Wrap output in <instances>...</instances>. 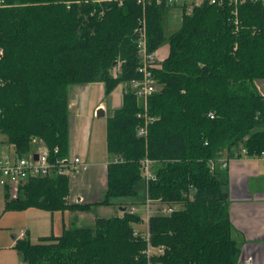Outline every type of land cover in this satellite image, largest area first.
Returning a JSON list of instances; mask_svg holds the SVG:
<instances>
[{
    "label": "trees",
    "instance_id": "1",
    "mask_svg": "<svg viewBox=\"0 0 264 264\" xmlns=\"http://www.w3.org/2000/svg\"><path fill=\"white\" fill-rule=\"evenodd\" d=\"M0 7V138L22 157L38 138L66 158L69 90L101 83L108 98L139 75L136 30L146 47L167 54L158 60V91L148 102L153 122L144 138L138 104L130 92L106 119L105 191L93 204L66 203L68 177L28 180L5 211L87 212L133 199L143 192L152 204L172 208L152 215L145 232L163 254L149 259L146 241L134 234L139 214H95L91 226H63L60 235H25L13 249L26 264H237L232 238L226 168L217 161L264 151V3L236 7L204 2L190 14L181 5V26L168 38L163 18L168 0H3ZM119 64V73L112 70ZM151 162L144 187L141 162ZM210 162L215 163L213 170ZM130 208V207H129Z\"/></svg>",
    "mask_w": 264,
    "mask_h": 264
},
{
    "label": "crops",
    "instance_id": "2",
    "mask_svg": "<svg viewBox=\"0 0 264 264\" xmlns=\"http://www.w3.org/2000/svg\"><path fill=\"white\" fill-rule=\"evenodd\" d=\"M166 54L167 52L161 55L158 50L155 52L157 60L164 59ZM94 87H97V97L95 100L92 98L91 93ZM258 91L264 96V82L258 86ZM121 101V94L117 93V91L112 92L105 99L103 97L101 83L72 86L70 88L69 147L67 157H78L81 160V165L77 174L68 177L69 192L66 197L67 204H93L101 200L105 191L106 168L109 159H94L95 161L92 164H88L86 160L88 157H91L89 155V149H84V151L83 148L85 144L89 147L92 143L94 122L98 121L96 119L106 118L108 114L109 116L112 115L113 111L121 106ZM99 108L104 110L103 117L96 116ZM1 148L12 153L10 146L0 144V150ZM226 172L228 175L227 206L232 226V238L239 247L237 264H264V160L230 159L227 162ZM0 191L4 195V191L2 189ZM143 201L144 195L141 192L136 198L114 201L108 206H96L87 212L64 211L61 213L62 225L66 226L64 223V213H68L69 225H73L79 221H85L89 224L88 226L93 225L95 214L98 217L104 218L120 216L131 206H134L138 214L141 215L143 214ZM42 212L45 214L32 212L28 215L38 216L44 220L49 212ZM49 214L53 215V213ZM2 222L3 219L0 220V224ZM35 230L43 231L44 228L43 226L41 228L37 226ZM144 230H146V227ZM25 235L29 239V230L25 231ZM43 236L48 235L41 233L38 234L37 238ZM54 236H57V234ZM10 238L6 239L4 245H0V252L11 250L15 244V240L18 239L13 234L10 235ZM15 257L13 256L8 264H12L14 259L17 264H20L19 262L22 259L17 252ZM6 259V257H2L0 263ZM2 264H5V262Z\"/></svg>",
    "mask_w": 264,
    "mask_h": 264
},
{
    "label": "built area",
    "instance_id": "3",
    "mask_svg": "<svg viewBox=\"0 0 264 264\" xmlns=\"http://www.w3.org/2000/svg\"><path fill=\"white\" fill-rule=\"evenodd\" d=\"M121 2L122 0H116ZM246 1H259V0H168L169 5L181 6L185 5V13L190 14L194 6H199L204 2L221 6L224 4L233 6V15L236 16V7L239 4H243ZM264 3V0H260ZM4 6L3 0H0V7ZM136 52L139 59V65L136 69L139 77L131 80L124 90V92H130L135 97L138 104L137 117L141 123L136 129V136L144 138L147 133V127L153 122V117L148 113V102L150 97L158 91V85L154 78V70L158 60L155 52H149L146 47V32L143 26L136 30ZM119 73V64L113 68L112 75L116 77ZM32 151L25 154L22 157H17L13 153H9L6 150L0 153V189L4 191L3 198L5 201H15L18 198L20 188L30 179L44 178L52 174L58 176L69 177L75 175L79 171L81 160L78 157L73 158H62L52 159L54 154L57 153L55 148L51 152L42 141L32 140ZM237 158L253 159V160H264V151L249 156L247 151L242 148L237 153ZM36 156V158H34ZM226 159H219L218 165L224 169L227 166ZM214 162H210L211 170L215 167ZM151 162L143 160L141 162V175L145 186L151 179ZM145 226H148V220L152 215L160 214L167 216L172 212L170 207H162L152 204L150 200L145 197L142 203ZM129 214H138L136 208L131 206L126 210ZM1 216V212H0ZM122 216V215H121ZM141 217V215H140ZM135 235L137 233H134ZM25 237V233H21L18 239ZM146 241V249L144 251L146 257L149 259L152 256H160L163 254L162 247H153L149 243L148 233L142 236ZM26 264V263H25Z\"/></svg>",
    "mask_w": 264,
    "mask_h": 264
},
{
    "label": "rangeland",
    "instance_id": "4",
    "mask_svg": "<svg viewBox=\"0 0 264 264\" xmlns=\"http://www.w3.org/2000/svg\"><path fill=\"white\" fill-rule=\"evenodd\" d=\"M181 15H182V8L180 6H173L168 8L165 11V15L163 18V32L164 36L168 38L172 33L177 31L180 26H181ZM158 52L162 55L163 53L167 52V44L164 43L159 49ZM126 88V85L119 84L115 90L117 93L121 94V99L122 95ZM127 92V91H126ZM92 93V98L95 100L97 97V87H94L91 91ZM109 117V114L107 115ZM106 117V118H107ZM97 118V117H95ZM106 118H98L96 122H94L93 126V134H92V143L89 147L88 145H84V149H89V155L91 157H88L86 160V163L92 164L95 160H105L109 159L108 154L106 153L105 150V131H106V125H105V119ZM33 140V139H32ZM36 141H42L38 138H34ZM32 142V141H31ZM43 142V141H42ZM0 144H1V138H0ZM32 144V143H31ZM5 151L4 148H1L0 153ZM85 151V150H84ZM140 186L144 187V182H140ZM4 198L3 195L0 191V220L3 219L2 224H0V245H4L6 242V239H11L10 235H16V238H19L21 233H25V231L29 230L30 235L29 240L31 243H36L37 242V236L38 234L45 233L46 235H60L62 231V216L61 213L63 212H53L52 214L47 215L44 220H42L38 216L34 215H28L30 213L34 212H39L38 214H45L42 211H38L37 209H32L30 210L26 209L23 211H5L4 209ZM99 213V212H98ZM52 215V216H51ZM140 216V215H139ZM141 222L137 224H133L134 226V233H137L139 235H144L145 234V221H144V213L141 214ZM42 221V224H41ZM69 220H68V213H64V223L66 227H69ZM74 226L77 227H86L89 224H87L85 221H79L77 223L73 224ZM39 226L40 228L43 226L44 230L41 232L40 230H35V228ZM5 239V240H4ZM13 256H16V251L11 248L9 251H3L0 252V259L2 257H6L7 259L2 261L0 264L4 263L8 264L13 258ZM16 258V257H15ZM20 264H25L23 261L20 260ZM12 264H17V262L14 261Z\"/></svg>",
    "mask_w": 264,
    "mask_h": 264
},
{
    "label": "water",
    "instance_id": "5",
    "mask_svg": "<svg viewBox=\"0 0 264 264\" xmlns=\"http://www.w3.org/2000/svg\"><path fill=\"white\" fill-rule=\"evenodd\" d=\"M97 117H103L104 116V110L102 108H99L96 112ZM36 158V156L34 157Z\"/></svg>",
    "mask_w": 264,
    "mask_h": 264
}]
</instances>
